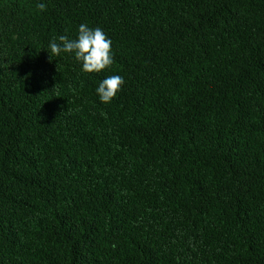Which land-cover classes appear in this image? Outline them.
I'll list each match as a JSON object with an SVG mask.
<instances>
[{
  "label": "trees",
  "instance_id": "obj_1",
  "mask_svg": "<svg viewBox=\"0 0 264 264\" xmlns=\"http://www.w3.org/2000/svg\"><path fill=\"white\" fill-rule=\"evenodd\" d=\"M0 264H264V0H0Z\"/></svg>",
  "mask_w": 264,
  "mask_h": 264
},
{
  "label": "clouds",
  "instance_id": "obj_2",
  "mask_svg": "<svg viewBox=\"0 0 264 264\" xmlns=\"http://www.w3.org/2000/svg\"><path fill=\"white\" fill-rule=\"evenodd\" d=\"M37 7L46 11L44 3L38 4ZM49 48L54 56H59L62 52L74 53L75 59L82 63V70L86 73H100L113 64L111 39L100 27L90 28L86 23L79 25L76 38L60 35L58 41L53 39L50 42ZM124 83V78L119 75L103 79L96 89L100 101L110 103Z\"/></svg>",
  "mask_w": 264,
  "mask_h": 264
}]
</instances>
